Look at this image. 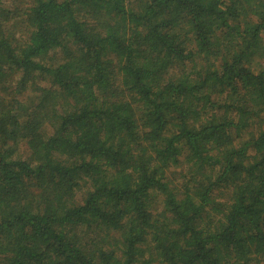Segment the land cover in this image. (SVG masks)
<instances>
[{
  "label": "trees",
  "instance_id": "16d2710c",
  "mask_svg": "<svg viewBox=\"0 0 264 264\" xmlns=\"http://www.w3.org/2000/svg\"><path fill=\"white\" fill-rule=\"evenodd\" d=\"M263 34L264 0H0V264H264Z\"/></svg>",
  "mask_w": 264,
  "mask_h": 264
},
{
  "label": "rangeland",
  "instance_id": "374dc122",
  "mask_svg": "<svg viewBox=\"0 0 264 264\" xmlns=\"http://www.w3.org/2000/svg\"><path fill=\"white\" fill-rule=\"evenodd\" d=\"M263 37H264V34H263ZM179 170V168H177V171Z\"/></svg>",
  "mask_w": 264,
  "mask_h": 264
}]
</instances>
